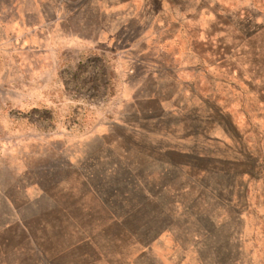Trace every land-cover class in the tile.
I'll list each match as a JSON object with an SVG mask.
<instances>
[{
    "label": "rangeland",
    "instance_id": "1",
    "mask_svg": "<svg viewBox=\"0 0 264 264\" xmlns=\"http://www.w3.org/2000/svg\"><path fill=\"white\" fill-rule=\"evenodd\" d=\"M0 264H264V0H0Z\"/></svg>",
    "mask_w": 264,
    "mask_h": 264
},
{
    "label": "trees",
    "instance_id": "2",
    "mask_svg": "<svg viewBox=\"0 0 264 264\" xmlns=\"http://www.w3.org/2000/svg\"><path fill=\"white\" fill-rule=\"evenodd\" d=\"M169 152H171V153H175V154H180L177 150H170ZM180 155H182V156H187V157H189V156H192L190 153H186V154H180ZM180 166V165H179Z\"/></svg>",
    "mask_w": 264,
    "mask_h": 264
}]
</instances>
